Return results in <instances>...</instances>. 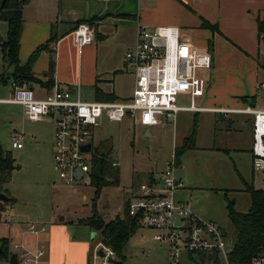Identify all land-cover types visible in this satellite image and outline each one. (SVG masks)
Wrapping results in <instances>:
<instances>
[{
  "label": "rangeland",
  "instance_id": "rangeland-1",
  "mask_svg": "<svg viewBox=\"0 0 264 264\" xmlns=\"http://www.w3.org/2000/svg\"><path fill=\"white\" fill-rule=\"evenodd\" d=\"M6 31V24L0 22L3 39ZM235 35V41L245 52L233 49L235 54L230 55L222 43L215 45L216 52H219L216 55L218 63L210 84L215 89L216 101L228 88L240 87L238 82L243 84L245 92L250 96L252 92L256 93L255 87L264 80V73L258 68V64L264 67V39H260L255 32L252 35L237 32ZM199 39H196L198 44L199 41L201 44L206 43ZM256 46L259 50L258 59L254 55ZM247 52L250 53L249 56ZM3 66L6 65L0 53L1 71ZM212 70H204L200 74L208 79ZM0 90L5 99L11 98L10 84L0 85ZM259 98L257 91L253 105L258 104ZM82 100L94 101V97L87 92L82 95ZM200 100L195 101L196 106L205 105ZM178 104L182 107L188 106V97L179 98ZM248 105L251 102L237 101L238 107ZM171 124L173 123L152 127L151 136H145L142 127L129 117L122 123H111L102 119L95 133L93 148L95 153L96 150L102 151L107 161L106 180L112 181L118 174L119 184L102 188L96 202V213L104 221L114 220L116 215L123 218L127 208L126 204L124 206V198L131 185L136 188L140 184H146L152 174L156 180H160V173L173 161L175 136L179 146L185 137L190 136L195 124L197 149L185 151L180 157L179 165L176 164L180 167L176 171V177L182 181L183 189L175 191L173 197L189 202L191 209L196 205L198 209L193 208L195 212L191 210L196 217L219 226L224 232L226 249L230 251L236 241V232L228 218L226 199L234 203L236 213L243 214L250 207L244 182L257 190H264V171L252 166V117L240 114H225L221 117L219 114L180 112L175 128ZM50 128L49 123L27 120L19 107L0 103V145L3 150L11 152L17 165L11 181L5 186L6 193L17 197L19 202L16 207L22 210L19 212H24L29 217L24 224L42 225L51 215H57L66 222H72L73 232L75 228L83 232L93 245L100 240L98 233L78 221L92 215L91 199L94 189L89 184L90 180L79 184L60 182L53 170L52 160L50 167V162L44 159L42 147H29L30 140L36 136L42 137V134L46 135ZM14 134L24 136L22 152L11 148V136ZM111 162L119 165L113 168ZM31 199L35 205L29 204ZM158 233L156 230L140 227L122 251L123 264H168V244L153 240V236ZM13 245L15 246L10 244L11 253L14 250ZM188 256L183 251L179 264H226L224 259L215 255H210L215 258L213 261H204L199 254H191L192 258Z\"/></svg>",
  "mask_w": 264,
  "mask_h": 264
},
{
  "label": "crops",
  "instance_id": "crops-1",
  "mask_svg": "<svg viewBox=\"0 0 264 264\" xmlns=\"http://www.w3.org/2000/svg\"><path fill=\"white\" fill-rule=\"evenodd\" d=\"M257 19L264 21V0H28L22 9L18 59L20 65H24L30 55L53 36L55 43L40 52L32 66L31 72L35 82L30 83L28 87L36 98L42 99L55 88H60L75 91L81 100L82 95L88 92L92 94L95 102H124L131 98L135 80L133 68L125 63L124 54L133 46L138 26H144L149 30L163 26L177 27L183 46L207 52L210 57V69L206 71L213 69L212 75L207 79L200 74L206 81V90L203 97L196 99H201L200 102L205 105L198 106L203 111H179L173 120H164L161 114H157L156 122L152 126H142L134 121L142 127L145 136H151L152 127L173 123L171 125L175 128L177 115L180 112L219 114L222 117L226 113L210 110L240 108L237 106L238 100L253 104L258 91L257 86L255 87L256 93L252 92L248 96L243 84L238 82L237 85L240 87L228 88L223 96L216 101L215 89L211 87L210 81L215 74V67L218 63L216 55L219 52H216V43H222L223 48H226L230 55L235 54L233 49L245 52L241 45L235 41V34L238 32V34L247 35L251 33L252 35L255 32L258 35ZM78 22L87 24L94 30L95 34L93 42L82 48L74 43L72 36ZM88 22H92L91 25ZM204 24H209L212 28H206ZM1 38L3 39L2 36ZM197 38L198 40H200L199 38L205 40L206 43L201 44L199 41L198 44ZM260 39H264V37H260ZM257 46L254 55L256 54L258 59L259 50ZM249 54L247 55L249 56ZM51 63L53 64L52 69ZM258 68L262 69L264 73L263 66L258 64ZM2 73L3 71L0 70V76ZM10 83L11 81L8 80L0 85ZM251 88L250 86L249 89ZM0 95V103L10 99H5L1 90ZM15 106L23 110L21 106ZM124 120L125 118L120 123ZM231 121L229 120V122ZM229 122L228 124H230ZM38 123H49L51 128L46 135L36 136L28 144L30 149L33 146H41L44 151L43 157L50 162L51 167L54 122L50 119H44ZM21 136L24 140V136ZM176 140L175 136L174 150L180 147L184 141L177 146ZM12 149L22 152L23 144L20 149ZM195 149H197L196 145L194 149L190 150ZM177 166L176 171L180 168ZM162 172L159 178H161ZM151 180L153 183L160 184V180H156L153 174L146 184L151 183ZM137 187L134 188L131 185L130 191L124 198V206L125 204L128 205L130 197L136 192ZM182 189L183 183L177 190ZM5 190L7 191L6 188ZM9 197L13 198L14 203L8 207L5 213L3 219L5 224H0V227L3 225V228H0V238L7 239L9 243L8 257L6 259L1 258L0 264H9L10 257L15 255L14 250L12 253L10 252V244L21 245L31 251L43 247L44 256L40 259L39 264H87L91 243L83 232L76 230V228L73 232L71 226L74 225L72 222H66L64 218L57 215H51L42 223L45 227L44 232L31 234L27 230L28 224H24V222H28L29 217L26 213L19 212L21 209L16 207L19 202L17 197ZM176 201L187 204L191 209L189 202ZM29 204L35 205L33 199L29 201ZM193 208L198 209L196 205L192 206ZM120 216L116 215L115 218ZM6 218L12 220L7 222L5 221ZM42 225L36 224L37 227ZM139 228L140 226L137 227L132 237ZM188 257L192 258L191 255ZM199 257L205 261L208 256L200 253ZM123 262L124 258H119V264H123Z\"/></svg>",
  "mask_w": 264,
  "mask_h": 264
},
{
  "label": "built area",
  "instance_id": "built-area-1",
  "mask_svg": "<svg viewBox=\"0 0 264 264\" xmlns=\"http://www.w3.org/2000/svg\"><path fill=\"white\" fill-rule=\"evenodd\" d=\"M72 36L74 43L82 48L93 42L95 34L87 24H79ZM124 60L133 68L135 79L132 96L124 102L83 101L75 91L60 88L38 99L26 84L10 83L11 98L2 103L21 106L29 121L50 119L54 122L52 161L60 182L79 184L90 180L95 155L94 138L102 119L120 123L130 117L142 126H152L157 114H161L164 120H173L179 111H203L195 101L204 96L206 81L200 72L210 69L211 60L207 52L183 46L177 27L149 30L138 26L136 40L125 52ZM257 90L260 93L258 104L210 111L252 117V166L264 171V80L257 85ZM181 97H188V106H179ZM22 140L21 135H12L11 147L20 149ZM87 145L90 146L89 152H83L82 148ZM110 165L116 168L119 164L111 162ZM78 171L81 172L79 179L75 177ZM181 186L176 177L173 154V161L161 174L160 184H141L131 195L128 215L138 226L159 232L153 240L168 244V264H179L183 251L189 255H215L229 264L222 229L213 222L200 220L187 204L174 199L175 191ZM11 220L5 219L7 222ZM27 230L37 234L44 232L45 227L29 224ZM14 250L19 264H39L44 256L43 247L31 251L15 245ZM87 264H119V257L111 246L99 240L91 245ZM252 264H264V251L253 259Z\"/></svg>",
  "mask_w": 264,
  "mask_h": 264
},
{
  "label": "trees",
  "instance_id": "trees-1",
  "mask_svg": "<svg viewBox=\"0 0 264 264\" xmlns=\"http://www.w3.org/2000/svg\"><path fill=\"white\" fill-rule=\"evenodd\" d=\"M4 1V2H3ZM28 0H0V22L7 25L6 38L0 36V53L5 62L3 73L0 76V84L8 80L19 81V83L30 84L35 82L32 75V66L40 52L49 48L55 43V38L51 36L49 40L39 46L28 58L24 65H20L18 59L19 43L22 29V9ZM83 22L76 23L75 28ZM87 23V22H86ZM92 22H88L91 25ZM258 37H264V21L256 20ZM204 27L211 29L212 26L204 24ZM214 31V30H212ZM53 64L51 63V69ZM12 69V70H11ZM252 99H254L252 97ZM195 124L189 137L183 144L174 150V161L179 163L181 155L190 149L195 148ZM17 168L15 161L9 151L3 150L0 145V194L8 197L7 201H0V224L4 221L8 207L14 203L13 198L6 193L5 186L10 182L12 172ZM108 164L102 151H97L92 159V171L90 174V186L93 187L92 215L80 223L86 225L94 233H98L99 239L106 245L111 246L119 258L129 239L138 227L137 222L128 215V207L125 209L123 218L117 217L109 222H104L96 213V202L103 187L108 185H118L119 176L114 180L107 181ZM244 191L249 194L250 207L246 213H236L234 203L226 199L228 218L234 226L236 241L233 248L228 253L229 264H252L253 259L264 251V190H257L253 186L244 182ZM8 240L0 238V259L8 257ZM206 260L214 259L207 255Z\"/></svg>",
  "mask_w": 264,
  "mask_h": 264
},
{
  "label": "water",
  "instance_id": "water-1",
  "mask_svg": "<svg viewBox=\"0 0 264 264\" xmlns=\"http://www.w3.org/2000/svg\"><path fill=\"white\" fill-rule=\"evenodd\" d=\"M3 2H4V1H3ZM146 136H147V135H146ZM89 150H90V146H89V145H87V146H85V147L82 148V151H83V152H89ZM75 177H76L77 179L81 178V172L78 171V172L76 173ZM7 200H8V197H7V196H5L4 194H0V201H7ZM174 222H175L176 225L179 224V222H178L177 220H175ZM0 253H1V251H0ZM9 264H19L18 261H17V259H16V256H15V255H12V256L10 257V259H9Z\"/></svg>",
  "mask_w": 264,
  "mask_h": 264
}]
</instances>
